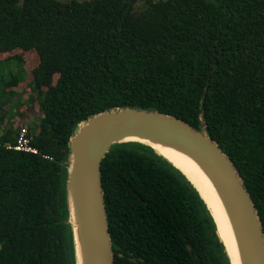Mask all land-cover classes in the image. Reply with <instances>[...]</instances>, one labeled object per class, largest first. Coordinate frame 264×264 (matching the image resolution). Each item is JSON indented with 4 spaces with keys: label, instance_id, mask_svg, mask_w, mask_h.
<instances>
[{
    "label": "trees",
    "instance_id": "1",
    "mask_svg": "<svg viewBox=\"0 0 264 264\" xmlns=\"http://www.w3.org/2000/svg\"><path fill=\"white\" fill-rule=\"evenodd\" d=\"M139 1L0 0V62L37 56L27 86L42 114L29 128L0 115V264H76L71 139L129 107L205 129L264 229V0ZM2 83L6 97L25 81ZM24 129L39 155L8 148ZM101 171L114 264H231L196 188L150 146L113 145Z\"/></svg>",
    "mask_w": 264,
    "mask_h": 264
},
{
    "label": "water",
    "instance_id": "2",
    "mask_svg": "<svg viewBox=\"0 0 264 264\" xmlns=\"http://www.w3.org/2000/svg\"><path fill=\"white\" fill-rule=\"evenodd\" d=\"M124 142L150 146L190 181L207 205L233 264L214 215L199 189L153 144L163 143L191 155L209 175L225 204L242 264H264L261 219L243 179L219 144L205 129L200 131L171 115L133 107L93 116L80 124L71 139L66 201L74 234L76 264H114L101 165L112 146Z\"/></svg>",
    "mask_w": 264,
    "mask_h": 264
},
{
    "label": "bare ground",
    "instance_id": "3",
    "mask_svg": "<svg viewBox=\"0 0 264 264\" xmlns=\"http://www.w3.org/2000/svg\"><path fill=\"white\" fill-rule=\"evenodd\" d=\"M153 147L181 169L199 189L214 215L219 234L227 246L233 264H242L231 219L225 204L209 175L188 153L163 143L153 144Z\"/></svg>",
    "mask_w": 264,
    "mask_h": 264
},
{
    "label": "rangeland",
    "instance_id": "4",
    "mask_svg": "<svg viewBox=\"0 0 264 264\" xmlns=\"http://www.w3.org/2000/svg\"><path fill=\"white\" fill-rule=\"evenodd\" d=\"M63 1H69V0H63ZM145 6L146 5L144 0L139 1L136 5L137 11L141 12L145 8ZM24 63L28 70L23 66V64H20L19 61L16 60H10L8 62H0V106L7 104L4 106L3 112H0V115L3 114L8 115L6 117V120L14 118L15 116L20 117L18 113L14 114V112L18 110L20 107L25 108L24 114L22 115V117L25 116L23 120L16 117L14 122L19 121L21 122V127L29 128V127H33L34 124L37 123V121L42 115L40 112L39 101L34 99L35 97L34 98L30 97L32 96V94L30 93L31 87L27 86L33 80V76L29 70H32V68L36 66V64L38 63L37 56L33 53H30L28 55V58L26 57ZM12 75H18L19 77H21L25 81V84L23 86V90L17 89V91L21 92V94H18L16 92L17 94L14 96L8 95L5 97L3 95L4 85L2 82L9 80ZM9 108H11V110ZM8 109L9 111H7ZM6 120L3 122L4 124L3 126H5L9 122ZM7 125H11V127L13 126L12 123H8ZM0 127H1L0 136H1L2 133L4 132L1 121H0Z\"/></svg>",
    "mask_w": 264,
    "mask_h": 264
},
{
    "label": "built area",
    "instance_id": "5",
    "mask_svg": "<svg viewBox=\"0 0 264 264\" xmlns=\"http://www.w3.org/2000/svg\"><path fill=\"white\" fill-rule=\"evenodd\" d=\"M8 148L14 149L16 151H24L37 155L40 154L39 151L30 144V139L28 138V131L26 129L21 132L17 144L9 145Z\"/></svg>",
    "mask_w": 264,
    "mask_h": 264
}]
</instances>
